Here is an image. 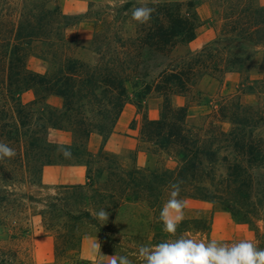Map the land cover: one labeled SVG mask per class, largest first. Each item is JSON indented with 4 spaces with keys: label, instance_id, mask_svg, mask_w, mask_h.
Here are the masks:
<instances>
[{
    "label": "trees",
    "instance_id": "trees-1",
    "mask_svg": "<svg viewBox=\"0 0 264 264\" xmlns=\"http://www.w3.org/2000/svg\"><path fill=\"white\" fill-rule=\"evenodd\" d=\"M89 1L94 6L96 0ZM202 1L120 0L115 7L106 4L69 16L48 8L44 0H0V142L16 151L14 158L0 160V211L24 214L27 196L14 190L40 185L47 165L86 169L85 183L58 186L37 213L53 237L55 264H66L88 234L98 238L101 251L134 260L138 245L169 239L158 217L177 181H182L180 199L219 205L250 227L264 248V101L245 104L240 99L264 97V5L208 0L219 23L216 37L199 50L181 52L195 39ZM142 4L156 9L144 25L133 21L130 11ZM81 20L97 27L87 47L96 56L94 63L78 58L85 45L67 36ZM31 55L46 64L44 73L27 67ZM230 72L240 78L237 94L215 108L228 130L211 122L187 125L189 106L200 102L202 81H221ZM129 83L140 100H161L158 118H144L140 127L141 148L177 159L176 170L137 168L134 153L128 167L102 146L96 153L88 150L92 134L104 144L113 132L129 100ZM51 96L61 99L60 107L45 105ZM177 96L191 100L175 106ZM49 130L68 132L70 143L50 142ZM57 145L70 147L72 158H64ZM100 208L110 213L103 225L93 218ZM211 226L210 217L186 218L177 236L208 238ZM0 264L27 262L19 251L0 247Z\"/></svg>",
    "mask_w": 264,
    "mask_h": 264
},
{
    "label": "rangeland",
    "instance_id": "rangeland-1",
    "mask_svg": "<svg viewBox=\"0 0 264 264\" xmlns=\"http://www.w3.org/2000/svg\"><path fill=\"white\" fill-rule=\"evenodd\" d=\"M48 8L58 7L63 13L69 16H82L87 12L98 10L100 7L109 4L115 7L120 0H96L94 6L90 7L89 0H44ZM257 5H264V0H254ZM197 14L199 17V26L196 29L195 39L184 47H180V51H196L201 49L207 43L211 42L217 34L219 23L213 19L212 7L208 0H203L198 8ZM96 25L91 20H81L77 25L67 31V36L71 40H75L79 45H85V49H81L77 53V57L81 60L94 63L96 56L91 54L88 50V41L96 30ZM238 52L247 51L246 48H238ZM27 67L37 73H44L46 71V64L35 56H29L27 60ZM239 75L236 72L225 74L221 81L207 78L199 85L198 90L201 95L200 102H195L189 106L186 123L192 127H205L208 122L218 125L223 130H228L229 124L224 120L221 121L219 116L215 114L218 108L217 104L223 98L237 94V87L239 83ZM129 92V100L125 104L123 110L126 115L132 112L134 118L129 123V128L136 129L142 126L144 118L154 120L158 118L159 105L161 100L154 97L147 96L140 100L135 94L132 84H127ZM189 99L185 97H174L173 105L182 106L187 104ZM241 102L245 104H255L264 101V97L258 98L253 95H241ZM195 101V100H193ZM197 102V101H196ZM47 107H60L61 99L55 96L48 97L45 102ZM123 112V111H122ZM68 132L49 130L47 138L50 142L61 143L67 136ZM146 147V146H145ZM139 151L143 153L144 158L137 160V152H128L123 155H118L121 160L130 167L132 165L131 154L134 153V165L140 169H157L161 171H174L178 167L177 159L169 157L165 154H153L146 149L141 148L139 143ZM74 186V185H71ZM44 187L41 184H26L15 188L17 194H25L26 204L28 208L24 214L14 216V214H5L0 211V218L2 225H0V247L11 248L19 251L20 255L24 257L27 264H55L53 257V237L43 228L38 211L43 208L47 197L55 194L56 188ZM205 202V201H204ZM207 209L200 211L190 218L205 217L211 218L212 226L211 232L206 238L201 234L186 233L185 237L196 240H203L205 242L217 240L225 243L238 242L240 240H250L257 245L255 241L253 230L246 226L243 229L236 230L231 226L230 215L220 216L214 219V212H227L219 205L205 202ZM1 210V209H0ZM228 213V212H227ZM230 214V213H229ZM234 219V218H233ZM232 220V218H231ZM235 220V219H234ZM1 222V221H0ZM233 234H237L233 237ZM99 243L98 238L94 234L85 235L82 239L80 248L77 253L71 255L72 258L67 257L66 264H99V260H103V264H108L110 254L101 251L104 254L102 257L93 256V245Z\"/></svg>",
    "mask_w": 264,
    "mask_h": 264
},
{
    "label": "clouds",
    "instance_id": "clouds-1",
    "mask_svg": "<svg viewBox=\"0 0 264 264\" xmlns=\"http://www.w3.org/2000/svg\"><path fill=\"white\" fill-rule=\"evenodd\" d=\"M131 19L138 24H148L156 11L148 4L134 6ZM57 151L66 159L72 158L70 147L57 145ZM16 156L15 149L4 142H0V160L12 159ZM182 181L170 185L169 199L163 204L159 213V221L163 224V231L170 237L159 244H140L133 254L134 260L127 254L110 256L108 264H264V248L259 247L250 240H240L225 243L217 240L205 242L177 236L178 226L184 221V209L187 202L180 199ZM110 213L105 208L96 210L93 218L101 225L107 223ZM171 237H175L171 239ZM99 243L93 245V256L102 257ZM103 264V260H99Z\"/></svg>",
    "mask_w": 264,
    "mask_h": 264
},
{
    "label": "crops",
    "instance_id": "crops-1",
    "mask_svg": "<svg viewBox=\"0 0 264 264\" xmlns=\"http://www.w3.org/2000/svg\"><path fill=\"white\" fill-rule=\"evenodd\" d=\"M124 110L117 120L113 132L110 134L104 144L100 135L92 134L90 136L88 141V150L90 152L96 153L102 146L103 150L108 153L123 155L128 152L136 151L138 161L144 158L143 153L139 151L138 134L140 128H129V123L134 118V116L132 112H129V114L126 115L124 113ZM70 141L71 135L67 133V136H65L63 140H60V144H69ZM85 176L86 169L82 165H47L43 167L41 173V185L44 187L79 185L85 183ZM185 200L187 202V207L184 209V219L195 216V214L200 213V211H205L207 209L204 201L197 199ZM223 215L226 216L230 214L227 212L217 211H215L213 214L215 220ZM229 217L230 218L228 219L230 221V224L235 230L236 228L243 229L242 227H246L243 224L237 223L231 215ZM236 235L233 234V237Z\"/></svg>",
    "mask_w": 264,
    "mask_h": 264
}]
</instances>
